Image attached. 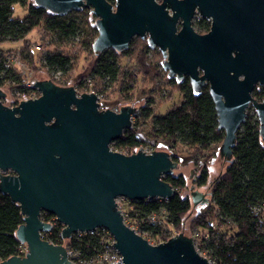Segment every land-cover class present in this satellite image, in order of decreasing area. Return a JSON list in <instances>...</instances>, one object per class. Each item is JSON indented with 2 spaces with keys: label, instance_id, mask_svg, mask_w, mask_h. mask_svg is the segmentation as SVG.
<instances>
[{
  "label": "water",
  "instance_id": "obj_1",
  "mask_svg": "<svg viewBox=\"0 0 264 264\" xmlns=\"http://www.w3.org/2000/svg\"><path fill=\"white\" fill-rule=\"evenodd\" d=\"M33 2L59 16L90 8L96 54L123 51L133 37L146 38L150 49L160 51L169 77H187L196 93L207 84L217 128L224 133L218 151L224 162L231 160L249 106L264 139V100L252 96L257 85H264V0H115L114 9L107 0ZM191 2L200 5L201 14L212 15L205 35L190 26ZM33 84L39 96L14 106L2 103L6 92L0 88V192L20 208L15 237L27 249L0 264H72L66 240L96 227L111 233L123 264H212L183 232L153 244L124 221L117 198L168 199L176 192L162 178L178 166L167 151L146 153L139 147L124 154L110 147L131 127L138 107L99 109L94 92L78 93L51 79ZM189 191L192 206L208 204V193L193 185ZM41 213L62 225L64 244L41 236L52 228Z\"/></svg>",
  "mask_w": 264,
  "mask_h": 264
},
{
  "label": "trees",
  "instance_id": "obj_2",
  "mask_svg": "<svg viewBox=\"0 0 264 264\" xmlns=\"http://www.w3.org/2000/svg\"><path fill=\"white\" fill-rule=\"evenodd\" d=\"M16 5L25 10L23 16L15 15ZM33 32L38 33V41L32 38ZM96 35L95 16L90 8L83 7L59 16L36 6L33 0H0V88L9 87L17 92L24 90L19 72L7 62L12 56L8 51L13 49L1 47L6 42L20 44L13 54L20 60L28 61L37 69L38 59L48 73L59 74L57 78L50 77L52 81L69 86L74 78V64L72 49L66 47V42L80 36L74 50L93 55L94 60L90 73L74 80L73 87L78 93L93 91L98 95L111 89L109 94L113 92L127 98L136 87L138 75L148 83H154L164 72L165 80L172 85L168 96L155 105L151 94L153 87H150L144 104L138 106L135 115L143 118L144 122L149 120V128L144 130L141 122H133L111 142L110 147L129 154L144 144L152 150L166 146L172 160L178 163L182 159L178 147H183L188 157L201 164V172L194 184L198 187L208 185L209 202L186 222L195 206H192L190 196L182 195L186 187L185 178L181 174L164 175L163 180L170 183L176 192L168 199L126 200L125 206H119L125 221L153 244L166 241L187 228L198 252L212 264H264V139L258 133V120L245 118L236 132L231 160L226 162L225 170L209 182L207 165L218 153L224 133L217 128L208 87L204 86L196 93L187 77L182 80L169 77L161 68L160 51L150 49L146 38L133 37L123 51L109 49L96 54L91 46ZM53 38L58 43L52 40L44 43ZM35 46H39V50L47 48V53L42 56ZM149 53L154 59L148 57ZM122 57H133L136 69H132L133 66L124 69ZM88 77H91L90 82H86ZM175 92L181 96L179 102L171 105L165 114H159L156 108L170 100ZM252 95L257 100L264 99V85L256 86ZM53 218L50 214L41 213L42 220L52 222L51 230L44 233L43 238L54 244H64L60 236L62 225ZM21 223L18 204L0 192L1 259L16 254L20 242L15 237V230ZM70 242L85 252L97 244L96 238L87 237L81 242L73 239Z\"/></svg>",
  "mask_w": 264,
  "mask_h": 264
},
{
  "label": "rangeland",
  "instance_id": "obj_3",
  "mask_svg": "<svg viewBox=\"0 0 264 264\" xmlns=\"http://www.w3.org/2000/svg\"><path fill=\"white\" fill-rule=\"evenodd\" d=\"M24 14H25V10L22 9L19 5H16L15 6V15L16 16H23ZM31 35H32L33 39L38 41L39 35L37 32H33ZM80 39H81V37L78 36V37L74 38L73 40L66 42V44H67L66 47L68 49L69 48L72 49V56H73L72 62L74 64V76H73L74 78H73V81H71L72 86L74 84V80L77 77H79L81 75H88L90 73L91 66H92V63L94 60L93 55H90L86 52H80L79 53L76 50H74V48H76V44L80 41ZM51 40L53 42H57V40L55 38H53V39L45 40L44 43L48 44ZM19 45L20 44L17 42H6V43L1 44V47L3 49H13L12 51H8V55H13L16 52V51H14V49H18ZM53 48L54 47H52L51 49H53ZM154 49L159 51L157 48H154ZM35 50L40 51V53H42V56H44L47 53V48H45V47H42L39 50V48H36V46H35ZM157 51H155V52H157ZM148 57L151 60L154 59V57H152V53H149ZM121 63H122V66L124 67V69H126V70L130 66H133L132 69H136V67H137L135 65V59L133 57H131V58L130 57H122ZM36 64H37V66H36L37 69H34L33 65L30 64L28 61L15 60L14 66H16V69H18V71H20L19 74L22 78V82L23 81L32 82L34 80H39V79H50V77H53V78L59 77V74L54 75L51 72L48 73L47 69H45L43 66L41 67L42 62L39 63L38 59L36 60ZM163 73H162V76L159 79H156L154 83H148L145 79H142L141 76L138 75L136 87H135L134 91L132 92V95L130 93L131 97L129 96L127 98H123V97L118 96L117 94H112L113 92H111V94H109V91L111 90V89H109L105 92V94H98L99 102L104 108H109V109H112L114 111H118L119 108L121 107V105H126V104H132V105H135L137 107L142 106L144 104V100H146V98L148 96V94H146L147 90L150 87H153V88H151L152 89L151 94L153 95V97L155 99L154 104L156 105V103L160 99L164 100L168 96L167 93L169 92V90L172 89V85L170 86L169 83H167V80H165V76H164L165 73L164 74ZM90 80H91V77H88L86 82H90ZM257 86H260V85H257ZM158 89H159V97H157ZM2 90H4L6 92V96L2 99V103L5 105H8V106H12L14 101L18 98L19 92H17V90H12L9 87L2 88ZM180 98H181L180 94L175 92L173 97L170 100L161 103V105H159L156 108V111L159 114H165L171 105L179 102ZM246 118H249L252 120L257 119L256 112L252 106H249L247 108ZM131 120H132V123L138 122V121L141 122V124H142L141 128L144 130H147L149 128V125H150L149 120L144 122L143 118H140L139 116H136V117L133 116ZM144 146H147V145L144 144ZM155 150L169 151L170 149L166 146H159ZM178 151L181 153L182 159H181V162L178 163V166L175 168L173 173H174V175L181 174L185 178L186 187L182 190V195L189 196V192H190L189 187L191 185H193L194 189H198L202 192L207 193L208 185L198 187L197 185L194 184L195 178H197L201 172V164L200 163L196 164L192 158L188 157V154L185 152V149L183 147L179 146ZM226 166H227V163L224 162L223 159L219 158V153H216L214 159L210 163H208V165H207V168L209 170L208 181L210 182L218 174H220L223 170H225ZM119 202L121 203V205L126 204V201L121 200ZM205 205L206 204L201 205L199 207L195 206L194 208H192L191 211L189 212V215H188L186 222H188V220H190L191 218H193L195 216L197 210L200 207H204ZM124 221H125V219H124ZM125 223H127V222L125 221ZM181 232H183L186 235L189 234L187 231V228H185L184 231H181ZM176 234H178V233H176ZM174 235H172V236H174ZM63 243H64V241H63Z\"/></svg>",
  "mask_w": 264,
  "mask_h": 264
},
{
  "label": "built area",
  "instance_id": "obj_4",
  "mask_svg": "<svg viewBox=\"0 0 264 264\" xmlns=\"http://www.w3.org/2000/svg\"><path fill=\"white\" fill-rule=\"evenodd\" d=\"M36 48H39V46H36ZM15 60H20L19 56L12 55L8 57L7 62L11 66H13V68H15L17 72H20L18 71V69H16V66H14ZM21 86L23 87L24 90L19 92V96L14 101L12 106L18 104L19 101L28 100L30 98L33 99L39 96V92L34 87L33 81L32 82L23 81L21 83ZM89 92H93V91H89ZM98 101H99V96H98ZM99 109H105V108L100 104ZM139 147H141V150H143L146 153H150L153 151L150 147L143 145L138 146L136 149H138ZM121 200L126 201L127 199L123 197L117 198L116 201L119 206L121 205V203L119 202ZM52 220L54 221L55 219L53 218ZM48 222L52 224L51 221ZM43 234L44 233L41 234L42 237ZM86 237L96 238V243H97L94 247H91L92 250H88L87 252H85L79 246H75L72 242H70L72 239L73 241L81 242ZM113 243H114V238L107 229L103 227H96L93 230L83 231V232L77 231L73 233L72 237L64 245L66 247L68 259L72 262V264H116V262L123 264L122 257L119 254V252L114 248ZM86 245L89 246V244ZM26 251H27L26 245L24 243H19L15 255L23 256Z\"/></svg>",
  "mask_w": 264,
  "mask_h": 264
},
{
  "label": "flooded vegetation",
  "instance_id": "obj_5",
  "mask_svg": "<svg viewBox=\"0 0 264 264\" xmlns=\"http://www.w3.org/2000/svg\"><path fill=\"white\" fill-rule=\"evenodd\" d=\"M156 1L161 2L162 0H156ZM109 3L112 4L113 9H114L115 0H113L112 2H109ZM191 3H193V14L190 18V26L192 27V29L195 33H197L199 35H205L211 30L212 15L201 14L199 12L200 5L196 4L195 2H191ZM168 12L171 13L172 10L170 8H168ZM176 27L178 29L181 27V18H178V20L176 22ZM240 77H242V76H240ZM204 86L208 87L207 84ZM261 86H263V85H261ZM262 100H264V99H262ZM258 101H261V100H258ZM8 172H10V171H8Z\"/></svg>",
  "mask_w": 264,
  "mask_h": 264
}]
</instances>
